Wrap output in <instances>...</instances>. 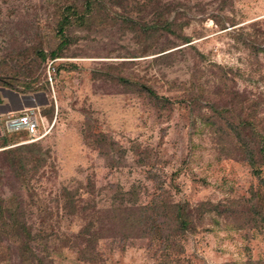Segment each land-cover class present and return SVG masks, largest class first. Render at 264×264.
<instances>
[{
	"label": "rangeland",
	"instance_id": "374dc122",
	"mask_svg": "<svg viewBox=\"0 0 264 264\" xmlns=\"http://www.w3.org/2000/svg\"><path fill=\"white\" fill-rule=\"evenodd\" d=\"M62 3L0 0V150L28 138L5 133L7 115H35L47 133L38 142L45 162L30 181L29 199L4 157L0 196H19L35 230L51 224L58 234L80 226L66 214L65 194L85 198L89 187L90 198L104 208L127 192L123 205L135 210L229 204L238 213L228 225L209 206L201 218L191 212L196 230L183 241L184 256L192 264H264V232L245 222L255 200L239 202L257 189V181L248 165L225 149L226 137L215 133L232 119L210 110L232 91L264 97V0H157L167 7L164 16L174 22L178 38L164 35L175 43L164 53L174 52L156 62L161 54L151 39H139L118 21L72 25L67 44L59 47ZM122 6L116 15L138 18ZM151 12L147 7L141 15L146 23ZM140 86L165 98L166 107H156ZM46 207L51 216H44ZM111 243L99 242L98 264H157L147 239L132 238L123 249ZM60 251L52 254L54 264H90L68 248Z\"/></svg>",
	"mask_w": 264,
	"mask_h": 264
},
{
	"label": "trees",
	"instance_id": "16d2710c",
	"mask_svg": "<svg viewBox=\"0 0 264 264\" xmlns=\"http://www.w3.org/2000/svg\"><path fill=\"white\" fill-rule=\"evenodd\" d=\"M58 1L63 2L57 6L59 18L56 23V36L60 40L59 47L67 44L66 30L72 25L82 28L100 25L104 27L118 21L123 28L134 32L139 39H151L154 48L158 47L157 54H161L154 58V62L166 61L170 58L169 54L174 52L164 53L175 46V43L164 35H175V38L178 36L173 30L174 22L164 16V11H168L167 7L158 5L157 0H144L143 4H139L137 0H56ZM124 3L125 6H122ZM117 6H122L127 13H136L138 18L116 15ZM147 7L152 8L150 23H146L141 16ZM164 40H168V43L163 44ZM181 40L188 43L187 38ZM54 54L55 52H52L51 56H56ZM121 82L127 81L121 79ZM139 90L145 92L156 107H166L167 100L156 95L154 91L142 86ZM223 92L225 90L220 91L219 95ZM225 98L226 102L221 103L222 106L215 105L210 110L220 118L226 114L232 121L221 124L215 133L226 137L225 149L232 152L239 161L245 162L257 181V189L248 199L239 202L244 204L255 200V203L252 202L247 208L245 222L250 226L254 223L256 229L264 232V97H251L232 91L226 93ZM11 134L27 136L25 132ZM6 135L3 133L1 136L6 138ZM45 138L46 136L31 143L17 142L10 149L4 145L0 150L2 152L0 157H4L8 166L15 168L16 178L22 185L27 200L34 172L45 162V153H41L38 143ZM66 195L67 216L80 222L79 229L69 234L63 232L58 234L59 231L51 224L35 230L30 224V215L26 208L21 211L19 196L14 194L8 198L0 196V264H54L52 254H61L60 249L63 247L75 252L82 262L98 264L101 261V253L98 251L101 240L109 239L112 245L123 249L125 243L132 238L149 241V250L157 264H192L190 259L184 256L183 245L188 232L194 233L196 230L191 212H197L201 218L209 206L210 212H215L224 219L226 217L227 225L230 224L232 215L238 213L236 209L224 203H201L190 210L186 204L148 205L135 210L130 205H123L126 201L124 197L130 196V192L117 193L113 202L118 200V204L111 200L107 208L97 207L94 199L90 198L92 196L90 187L85 198H76L73 192ZM148 211H153V214H149ZM44 216H51L49 207L45 208Z\"/></svg>",
	"mask_w": 264,
	"mask_h": 264
},
{
	"label": "built area",
	"instance_id": "2783aa9c",
	"mask_svg": "<svg viewBox=\"0 0 264 264\" xmlns=\"http://www.w3.org/2000/svg\"><path fill=\"white\" fill-rule=\"evenodd\" d=\"M49 69L55 71L54 63L49 64ZM43 123L30 113H20L19 115H7L3 121V127L7 133L25 132L27 140L23 143H31L40 140L47 135ZM41 128V129H40Z\"/></svg>",
	"mask_w": 264,
	"mask_h": 264
},
{
	"label": "crops",
	"instance_id": "0c3cea01",
	"mask_svg": "<svg viewBox=\"0 0 264 264\" xmlns=\"http://www.w3.org/2000/svg\"><path fill=\"white\" fill-rule=\"evenodd\" d=\"M4 120V119H3ZM0 134H1V132H0Z\"/></svg>",
	"mask_w": 264,
	"mask_h": 264
}]
</instances>
